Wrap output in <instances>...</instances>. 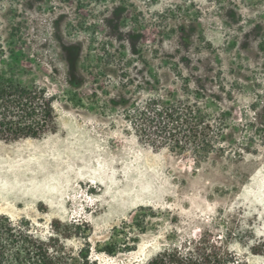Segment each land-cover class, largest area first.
<instances>
[{
	"label": "rangeland",
	"instance_id": "rangeland-1",
	"mask_svg": "<svg viewBox=\"0 0 264 264\" xmlns=\"http://www.w3.org/2000/svg\"><path fill=\"white\" fill-rule=\"evenodd\" d=\"M0 54L55 116L0 139L12 225L65 227L81 264H144L202 234L264 264V0H0ZM154 100L182 113L155 145L136 116Z\"/></svg>",
	"mask_w": 264,
	"mask_h": 264
},
{
	"label": "trees",
	"instance_id": "trees-1",
	"mask_svg": "<svg viewBox=\"0 0 264 264\" xmlns=\"http://www.w3.org/2000/svg\"><path fill=\"white\" fill-rule=\"evenodd\" d=\"M0 60H5V54H0ZM52 102L53 96L48 95L45 88L38 85L25 87L14 82L11 70L3 72L0 69V139L38 138L47 131H53L55 116ZM181 114L178 106L160 105L154 100L140 109L136 116L140 132L155 145L171 139ZM193 135L196 136L195 131ZM179 141L174 139L176 144ZM51 226L53 233L42 239L32 232L29 225H12L7 216L0 215V264H81L76 263L74 252L64 243L70 237V231L58 225ZM144 264L247 263L221 241L202 234L164 248Z\"/></svg>",
	"mask_w": 264,
	"mask_h": 264
}]
</instances>
